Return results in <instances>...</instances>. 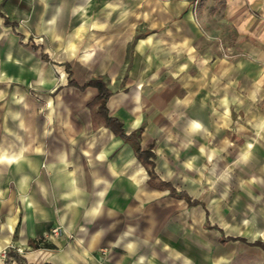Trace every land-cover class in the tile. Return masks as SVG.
<instances>
[{"label":"crops","instance_id":"1","mask_svg":"<svg viewBox=\"0 0 264 264\" xmlns=\"http://www.w3.org/2000/svg\"><path fill=\"white\" fill-rule=\"evenodd\" d=\"M66 64L104 78L127 133L144 123L176 195L93 127L98 89ZM10 247L27 264H264V0H0V264Z\"/></svg>","mask_w":264,"mask_h":264},{"label":"trees","instance_id":"2","mask_svg":"<svg viewBox=\"0 0 264 264\" xmlns=\"http://www.w3.org/2000/svg\"><path fill=\"white\" fill-rule=\"evenodd\" d=\"M68 67L67 72L69 75L68 84L77 86L80 90L86 89L88 86H93L98 89V94L94 100L90 103L92 118H93V127L96 129L101 125H104L110 128L117 136L122 137L125 141L129 142L138 157L141 163L147 168L150 178L149 184L152 186H158L162 189L170 188L171 194L176 195L175 189L170 186L168 182L159 180V176L155 172V163L154 157L155 153L152 150L153 145H149L146 148H143L140 142L141 133L144 129V123L136 130L127 133L123 127V122L117 118L109 115V110L107 107V102L109 97L112 95V90L108 87L106 81L103 77L97 76L89 81L79 84L72 78V72L69 68L70 64H66ZM179 196L185 198L189 204L194 205L197 203V200L192 199L186 192H181ZM33 248L39 247L37 244L31 242ZM16 261L19 264H27L23 256L20 254L17 248L10 247L5 251V264H10L11 262ZM50 264V263H42Z\"/></svg>","mask_w":264,"mask_h":264},{"label":"rangeland","instance_id":"3","mask_svg":"<svg viewBox=\"0 0 264 264\" xmlns=\"http://www.w3.org/2000/svg\"><path fill=\"white\" fill-rule=\"evenodd\" d=\"M247 170H245L242 166H241V170H240V178L241 177H244V176H248V174H247ZM253 173H255V172H253ZM248 204V203H247ZM246 204V205H247ZM255 207H256V204H253V209H255ZM242 221H244V220H242ZM242 221H241V223H240V225L238 226L239 227V229L240 230H242L243 229V227H245L247 224H242ZM245 223H246V220H245Z\"/></svg>","mask_w":264,"mask_h":264},{"label":"built area","instance_id":"4","mask_svg":"<svg viewBox=\"0 0 264 264\" xmlns=\"http://www.w3.org/2000/svg\"><path fill=\"white\" fill-rule=\"evenodd\" d=\"M62 233V228L61 227H54L52 230H51V234H55V235H59Z\"/></svg>","mask_w":264,"mask_h":264}]
</instances>
